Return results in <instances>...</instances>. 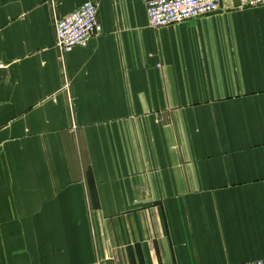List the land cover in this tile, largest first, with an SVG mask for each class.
Instances as JSON below:
<instances>
[{"label":"crops","instance_id":"0c3cea01","mask_svg":"<svg viewBox=\"0 0 264 264\" xmlns=\"http://www.w3.org/2000/svg\"><path fill=\"white\" fill-rule=\"evenodd\" d=\"M85 1L0 0V264L264 259V5L152 28L94 0L60 52Z\"/></svg>","mask_w":264,"mask_h":264},{"label":"built area","instance_id":"2783aa9c","mask_svg":"<svg viewBox=\"0 0 264 264\" xmlns=\"http://www.w3.org/2000/svg\"><path fill=\"white\" fill-rule=\"evenodd\" d=\"M226 0H148V22L152 28L170 26L225 9ZM239 7L264 5V0H238ZM237 6V5H236ZM235 6V7H236ZM103 32L98 19V4L87 0L55 21V46L63 53L87 47L90 39ZM246 264H264V259Z\"/></svg>","mask_w":264,"mask_h":264}]
</instances>
